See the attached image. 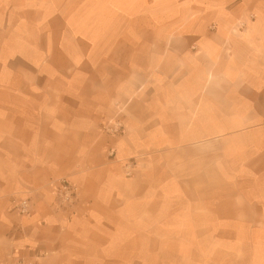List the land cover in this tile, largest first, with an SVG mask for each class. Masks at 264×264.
<instances>
[{"label": "crops", "instance_id": "obj_1", "mask_svg": "<svg viewBox=\"0 0 264 264\" xmlns=\"http://www.w3.org/2000/svg\"><path fill=\"white\" fill-rule=\"evenodd\" d=\"M195 1L220 27L154 50L140 38L182 12L171 0H0V264H264V0H243L242 30L223 27L233 0ZM55 21L87 22L86 61L44 50Z\"/></svg>", "mask_w": 264, "mask_h": 264}, {"label": "rangeland", "instance_id": "obj_2", "mask_svg": "<svg viewBox=\"0 0 264 264\" xmlns=\"http://www.w3.org/2000/svg\"><path fill=\"white\" fill-rule=\"evenodd\" d=\"M171 6L176 7L178 6V9H180L182 12L179 13V15L174 16L173 18H170L169 20L162 21L159 23H156L155 28L158 30L157 35L153 37H145L140 38V44H143L141 40H144L147 44L148 41H150L151 45H153L154 50H160V46L164 44H169V41L172 40V44H178L174 37L169 36L170 34H173L175 31H181L182 34L188 36L191 32H195L198 29H217L220 27V23L217 21L216 17L214 15L210 14L208 11L204 10L203 7L199 6L195 0H171ZM226 13L228 14L229 20L225 22L224 28L227 29H245L250 26L251 22L248 21L247 25L245 26V19L248 17L250 12L247 9V6L244 5L243 0H233L230 4L227 5ZM54 23V36H47V27L48 25H51ZM86 23L84 21H73V22H64V21H55V22H44V36L43 38V47L44 50H48V44L50 42L54 43L59 50V59L61 63L67 62L68 58L70 61H75V63H82L86 61L90 55L89 48H88V39L90 37L85 36V29H86ZM111 23V21L109 22ZM114 23V22H113ZM131 22H129L130 24ZM115 27V26H114ZM167 34L166 36H164ZM169 34V35H168ZM111 39H116L118 41V44L121 45H132L134 43H137V38L134 37H113ZM117 43V42H116ZM67 51H71L70 54L67 53ZM75 51V52H74ZM141 54V53H140ZM110 55V54H109ZM131 53H113L109 58L107 59L106 66L109 69H114L117 67L116 62H123L124 64H128L130 62V59L127 61V56H131ZM45 56H50V53H45ZM117 56L122 57V59H117ZM68 57V58H67ZM110 119V117H108ZM106 121L104 124H101V128H104V131H106L109 134H117L119 135L122 133V129L118 132H109L107 131V128H110L113 126L112 124L116 122H120L118 119L109 120ZM120 119V118H119ZM175 123H173L170 128L172 133L179 131V125H178V119L176 117L171 118ZM121 123V122H120ZM122 124V123H121ZM190 135V134H189ZM194 135V134H193ZM210 135L205 136L204 138H209ZM110 151H108V157L113 158L115 153L110 154ZM128 163V169L124 168V172L126 175L130 173V167L132 166V161H134L133 158H130ZM65 179V178H64ZM69 184L77 186L71 182H69L67 179H65ZM78 196L79 191L77 188ZM66 212V211H64ZM216 254H219V252H215ZM212 253V250H211ZM226 249L224 247H220V254L221 256L226 255ZM238 259V258H237ZM10 260L8 261V264H10ZM237 264H242L237 260Z\"/></svg>", "mask_w": 264, "mask_h": 264}, {"label": "built area", "instance_id": "obj_3", "mask_svg": "<svg viewBox=\"0 0 264 264\" xmlns=\"http://www.w3.org/2000/svg\"><path fill=\"white\" fill-rule=\"evenodd\" d=\"M107 128L109 132H118L122 127L120 122L112 124ZM113 150L110 154H113ZM56 201L58 208L62 211H69L77 203L78 192L77 188L69 184L64 178L59 179V185L56 190ZM11 209L21 216H28L31 211L30 197H12L10 200ZM10 264H39L36 258L28 259L22 256H10Z\"/></svg>", "mask_w": 264, "mask_h": 264}, {"label": "bare ground", "instance_id": "obj_4", "mask_svg": "<svg viewBox=\"0 0 264 264\" xmlns=\"http://www.w3.org/2000/svg\"><path fill=\"white\" fill-rule=\"evenodd\" d=\"M98 23V25H100L98 28H101V26H104V25H109L110 23H107V22H101V23H99V22H97Z\"/></svg>", "mask_w": 264, "mask_h": 264}]
</instances>
